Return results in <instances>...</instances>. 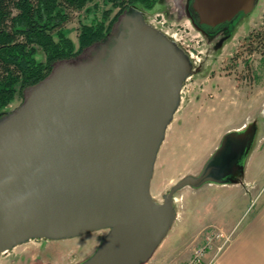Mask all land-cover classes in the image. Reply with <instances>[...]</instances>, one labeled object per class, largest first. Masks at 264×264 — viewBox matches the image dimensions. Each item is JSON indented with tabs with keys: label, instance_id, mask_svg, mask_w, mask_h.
<instances>
[{
	"label": "water",
	"instance_id": "water-1",
	"mask_svg": "<svg viewBox=\"0 0 264 264\" xmlns=\"http://www.w3.org/2000/svg\"><path fill=\"white\" fill-rule=\"evenodd\" d=\"M259 0H194L204 23L249 16ZM224 40L218 44L221 47ZM188 54L130 8L101 42L56 62L0 118V255L33 240L106 230L79 264H146L177 220L185 188L240 184L257 122L228 132L201 173L151 193L167 129L187 79Z\"/></svg>",
	"mask_w": 264,
	"mask_h": 264
},
{
	"label": "rangeland",
	"instance_id": "rangeland-1",
	"mask_svg": "<svg viewBox=\"0 0 264 264\" xmlns=\"http://www.w3.org/2000/svg\"><path fill=\"white\" fill-rule=\"evenodd\" d=\"M170 1L157 0L152 9H138L159 30L177 33L178 38L184 37L194 52L191 60L197 73L184 83L181 105L160 148L151 188L153 197L162 203L163 197L179 181L199 175L224 136L252 122H257L258 128L253 148L263 151L250 165L262 170L260 182L264 185V48L250 51L258 34L263 32L264 0L258 1L249 16L239 19L229 40L219 48L195 30L188 19L169 20L166 10L171 7ZM105 9L103 5L99 9L90 5L89 11L75 14L67 25L76 51L80 47L82 25L90 24L95 18L102 21L100 10ZM119 13L118 8L114 9L106 24L110 25ZM252 47L255 49L256 45ZM39 60L45 61V57L41 55ZM27 88L19 89L10 110L0 114L21 106ZM239 185L247 186L244 179ZM224 190L229 189L205 185L200 189L188 187L178 192L175 195L177 220L146 264H178L183 260L182 264H186L194 250L202 246L208 232L222 230L227 233L219 226L230 222L222 215L223 201L220 198L223 199ZM240 202L247 203L246 200ZM107 234L108 231L103 230L68 240L29 241L0 255V264H79L97 251Z\"/></svg>",
	"mask_w": 264,
	"mask_h": 264
},
{
	"label": "trees",
	"instance_id": "trees-1",
	"mask_svg": "<svg viewBox=\"0 0 264 264\" xmlns=\"http://www.w3.org/2000/svg\"><path fill=\"white\" fill-rule=\"evenodd\" d=\"M156 3L157 0H0V113L10 110L19 89L47 78L56 62L75 58L106 38L125 11L133 7L152 9ZM93 4L98 9L106 7L100 10L103 20L95 18L82 25L76 51L67 25L75 14L89 11ZM116 8L119 15L107 25ZM253 43L256 48L250 46L251 52L264 48V22L263 32ZM41 55L45 61L39 60Z\"/></svg>",
	"mask_w": 264,
	"mask_h": 264
},
{
	"label": "crops",
	"instance_id": "crops-1",
	"mask_svg": "<svg viewBox=\"0 0 264 264\" xmlns=\"http://www.w3.org/2000/svg\"><path fill=\"white\" fill-rule=\"evenodd\" d=\"M241 129L243 128L233 131ZM256 149L253 148L251 151L242 178L247 186L239 184L222 186L229 189L224 190V197L220 198L223 201L222 215L230 222L219 226L233 236L215 264H264V185L260 182L263 174L262 170L253 169L250 165L263 151L261 148ZM241 200H246L247 203L243 204Z\"/></svg>",
	"mask_w": 264,
	"mask_h": 264
},
{
	"label": "flooded vegetation",
	"instance_id": "flooded-vegetation-1",
	"mask_svg": "<svg viewBox=\"0 0 264 264\" xmlns=\"http://www.w3.org/2000/svg\"><path fill=\"white\" fill-rule=\"evenodd\" d=\"M170 3L171 7L166 10V15L169 20H171L172 18H174L175 20H181L183 18L188 19L192 26L195 28V30H197L206 39L210 40L215 45H218L223 40L224 42H226V40H229L233 30L237 28V23L239 19L244 16L243 14H241L234 21L212 26L207 23H204L200 14L193 8L194 0H172L170 1ZM160 5L162 6V2H160ZM146 21L148 22L147 17ZM116 23L113 25L111 32L113 31ZM164 34L167 35L166 33ZM167 36L171 38V40L176 42L185 52L188 53V51L191 49V45L187 44V41L184 39L183 36H181V38H178L179 34L177 33L172 34V37H170V35ZM190 51L193 53L194 56V52L192 50ZM6 114L7 113L3 114L1 117L5 116Z\"/></svg>",
	"mask_w": 264,
	"mask_h": 264
},
{
	"label": "built area",
	"instance_id": "built-area-1",
	"mask_svg": "<svg viewBox=\"0 0 264 264\" xmlns=\"http://www.w3.org/2000/svg\"><path fill=\"white\" fill-rule=\"evenodd\" d=\"M152 26L159 30L156 25L152 24ZM161 30L162 29H160V31ZM161 32L166 33L167 35H170V37H172V34H169L170 32ZM187 54L190 59L194 58L193 53L190 50ZM232 236V233H225L222 230H212L208 232L202 246L194 250L192 258L186 264H215V261L218 259L220 254L231 242Z\"/></svg>",
	"mask_w": 264,
	"mask_h": 264
}]
</instances>
